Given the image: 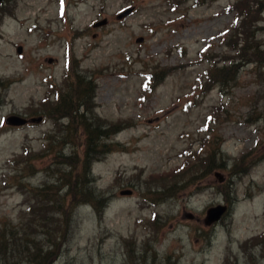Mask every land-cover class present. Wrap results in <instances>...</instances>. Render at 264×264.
Returning a JSON list of instances; mask_svg holds the SVG:
<instances>
[{"label": "rangeland", "instance_id": "obj_1", "mask_svg": "<svg viewBox=\"0 0 264 264\" xmlns=\"http://www.w3.org/2000/svg\"><path fill=\"white\" fill-rule=\"evenodd\" d=\"M60 1L0 9V264H38L36 253L43 264H264V12L245 19L231 9L240 0ZM245 27V52L260 56L248 64ZM83 79L97 84L95 118L125 129L103 139L90 200L65 213L57 178L84 139L71 142L55 106ZM184 150L201 164L167 177ZM33 193L50 212L25 219ZM220 205L227 215L208 225Z\"/></svg>", "mask_w": 264, "mask_h": 264}, {"label": "trees", "instance_id": "obj_2", "mask_svg": "<svg viewBox=\"0 0 264 264\" xmlns=\"http://www.w3.org/2000/svg\"><path fill=\"white\" fill-rule=\"evenodd\" d=\"M182 1H188V0H182ZM196 6L200 4V1L202 0H195ZM211 2H215L218 0H210ZM174 8L181 4L180 0H175ZM179 3V4H178ZM204 4V2H203ZM4 5H2L1 8H3ZM0 8V9H1ZM232 11H235L237 13H240L245 17V19H250L251 21L257 22L259 19H255L256 15L262 14L264 12V0H240L238 3L236 2L232 7ZM242 35L245 36L243 39V43L241 45L242 48L239 50L240 52V60L244 61V64H248L252 61L249 60L247 55H250L253 59H259V54L256 51L251 52V54H248L245 52V49L249 52V45L250 40L255 37L254 31L250 32L246 30V27L244 28ZM238 65H233L230 67H224V71H231L233 72L234 69ZM222 70H219V78H229L228 75H225L223 73H220ZM218 73V72H217ZM225 76V77H224ZM150 83H153L154 85H158L159 81V74L156 73L154 75L148 76ZM215 79V78H214ZM161 80V79H160ZM148 81V80H147ZM83 89L78 90L76 87V90L74 93H68L66 96L61 95V90L58 92V100L59 102L55 106V111L58 112V115L64 120L67 121V125L63 126L60 124V121L62 120H53L56 126H63L65 127L67 131V136L71 137V142H80L84 139V148L82 153L79 152V146L74 150L73 157L77 158V164L76 168L72 166V171L68 174L66 172H59L60 176L57 178L60 180L62 186L68 187V193L66 195V199L64 203V206L62 208V211H67V206H72L75 202L74 200H90V192L94 191L93 188H91V182L84 183V179L88 177V174L90 175L91 165L97 162L100 159V156L105 154L104 147L108 148L110 146L103 143V139L106 137H109L110 135L118 134L119 132L123 131L125 128H118L116 125H102L100 120H97L95 115V104L94 101L97 97V84L94 79H83ZM148 83V82H147ZM155 85V86H156ZM48 100L47 102H49ZM47 102L43 101V104H46ZM83 110V114L79 115L80 111ZM54 111V112H55ZM89 115V116H87ZM60 118V119H61ZM61 143V142H58ZM46 149V148H45ZM51 146H47L48 151H50ZM198 154L195 152H191V150H184L182 152V158H184L183 164L176 170L172 171V174H167V177L171 176H179L183 173H185L187 170L191 168L192 165H198L201 164V157H197ZM213 155H211L212 157ZM81 159V160H80ZM80 160V162H79ZM212 161L214 160L211 158L209 161V168L212 167ZM190 163V165H189ZM189 165V166H188ZM186 166H188L187 169ZM219 168L225 166H217ZM92 189V190H91ZM41 191V190H38ZM37 194L33 193L29 199L34 200V205H29V208L27 211L21 212L20 216L25 217L27 215H42L44 216V212H47V205L44 204L42 201H40L37 198ZM42 194L40 195V197ZM51 196V193L47 194V198ZM56 199H59V197H55L51 199L49 202V205L52 206L55 204ZM107 201V199L105 200ZM84 202V201H83ZM73 203V204H72ZM54 207V206H53ZM76 207V206H72ZM66 213V212H65ZM62 218H65L62 216ZM24 222V221H22ZM25 226L21 229H24ZM6 233V229L0 230V239H3V236ZM49 254L51 255L52 252ZM36 261L38 259V264H43L44 256L41 253L35 254ZM43 260V261H42Z\"/></svg>", "mask_w": 264, "mask_h": 264}, {"label": "water", "instance_id": "obj_3", "mask_svg": "<svg viewBox=\"0 0 264 264\" xmlns=\"http://www.w3.org/2000/svg\"><path fill=\"white\" fill-rule=\"evenodd\" d=\"M7 0H0V6L6 2ZM134 9L133 8H129L127 10H125L122 14H120L118 16L119 20H123L124 18L130 16L133 13ZM102 24L105 25V22H102ZM139 42H142V40H139ZM20 54L22 53V48H19L18 51ZM41 120L40 119H33L31 121H28L27 119H22V118H12L10 120H8V123L11 125H15L17 127H23L29 123H39ZM131 191H126V192H122V195H130ZM228 208L225 206H217L214 208H211L208 210L207 212V224L208 225H212L215 224L217 222H219L222 217L226 214Z\"/></svg>", "mask_w": 264, "mask_h": 264}]
</instances>
